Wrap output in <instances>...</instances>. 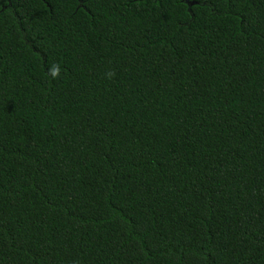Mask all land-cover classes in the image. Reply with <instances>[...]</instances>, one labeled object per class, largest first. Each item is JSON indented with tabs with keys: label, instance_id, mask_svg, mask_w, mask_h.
I'll return each instance as SVG.
<instances>
[{
	"label": "trees",
	"instance_id": "obj_1",
	"mask_svg": "<svg viewBox=\"0 0 264 264\" xmlns=\"http://www.w3.org/2000/svg\"><path fill=\"white\" fill-rule=\"evenodd\" d=\"M0 264H264V0H0Z\"/></svg>",
	"mask_w": 264,
	"mask_h": 264
}]
</instances>
